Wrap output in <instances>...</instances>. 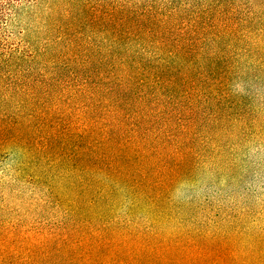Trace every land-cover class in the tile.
<instances>
[{
    "label": "trees",
    "instance_id": "16d2710c",
    "mask_svg": "<svg viewBox=\"0 0 264 264\" xmlns=\"http://www.w3.org/2000/svg\"><path fill=\"white\" fill-rule=\"evenodd\" d=\"M2 4L5 22L14 3ZM150 8L133 26L162 39L133 51L162 55L91 80L15 78L30 107L11 139L31 155L29 198L49 220L40 260L264 264V0Z\"/></svg>",
    "mask_w": 264,
    "mask_h": 264
},
{
    "label": "rangeland",
    "instance_id": "374dc122",
    "mask_svg": "<svg viewBox=\"0 0 264 264\" xmlns=\"http://www.w3.org/2000/svg\"><path fill=\"white\" fill-rule=\"evenodd\" d=\"M5 1L14 5L5 22H0V264H44L40 254L50 243L49 220L29 198L33 170L22 162L26 160L24 164L28 165L31 155L11 139L16 138L11 137L16 133L12 118L19 109L30 107L21 102L18 89H13L15 78L20 74L62 73L91 80L109 76L118 59L162 55L133 51L142 45L147 48L151 43L158 44L162 38L155 37L152 42L135 29L131 19L136 17L135 12L140 16L152 13L150 6L171 9L180 0ZM199 1L205 5L211 2ZM3 6L0 0V8ZM167 22L174 30L190 26L188 20ZM141 25L148 27L149 23L141 21ZM156 25L160 24H152ZM175 39L169 35V41ZM3 50L8 52L4 55ZM36 195L38 190L33 199Z\"/></svg>",
    "mask_w": 264,
    "mask_h": 264
}]
</instances>
